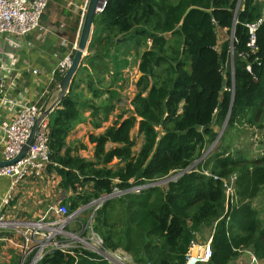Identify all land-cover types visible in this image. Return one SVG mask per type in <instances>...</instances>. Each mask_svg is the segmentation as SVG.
Here are the masks:
<instances>
[{
  "label": "trees",
  "instance_id": "1",
  "mask_svg": "<svg viewBox=\"0 0 264 264\" xmlns=\"http://www.w3.org/2000/svg\"><path fill=\"white\" fill-rule=\"evenodd\" d=\"M218 31L227 34L220 45ZM140 48L132 111L102 134L88 135L92 159L79 156L77 146L66 143L68 135L88 118L94 129L108 120L130 63L126 56ZM226 119L213 151L188 169ZM237 125L256 128L264 141L262 0H108L93 20L87 54L68 92L48 117L50 163L43 174L56 177L55 191L66 196L59 205L68 214L122 191L101 203L92 229L106 251L120 249L134 264H184L203 227L211 229L212 256L198 264H233L243 250L264 261V219L253 206L264 196V147L251 160L241 151L231 154L224 136ZM134 128L143 137L135 154ZM107 143L117 146L106 150ZM186 169L164 186L129 191ZM233 176L226 204L223 180ZM70 253L53 251L36 264H107L80 248Z\"/></svg>",
  "mask_w": 264,
  "mask_h": 264
},
{
  "label": "built area",
  "instance_id": "2",
  "mask_svg": "<svg viewBox=\"0 0 264 264\" xmlns=\"http://www.w3.org/2000/svg\"><path fill=\"white\" fill-rule=\"evenodd\" d=\"M107 2L108 0H100L99 6L95 10L96 16L103 12ZM88 3L89 0H80V18L76 42L73 44L71 50L57 61L50 74V82H53L55 85H58L56 77L63 76L71 64ZM262 3L264 6V0H262ZM48 4L49 0H0V36L9 35L15 38H23L31 33H38L39 35L46 33L47 31L42 27L41 20ZM71 5L76 6V3L70 0L68 6ZM255 28L256 25L249 26L251 32H253ZM146 43L150 46L151 40L147 39ZM60 44L61 46L67 47V42L64 37L61 38ZM249 46L254 49L253 41L250 42ZM20 49L21 44L16 43L12 45V50L7 52L6 57L0 55V104L3 107H15L13 115H7L0 120V161L2 162L14 159L21 151L41 110L39 103H16L14 100L7 97L10 88V86L7 85V81L11 73L16 71V52ZM247 70L250 71V68L247 67ZM32 73L36 74V71H32ZM124 74V79L120 80L116 86L117 92L119 93V100L115 105V111L120 113L124 110H132L131 101L135 91V85L128 81V77L131 79L130 73L127 71L124 72ZM47 127L48 116L40 120L34 133L32 143L28 147L25 155L13 164L0 167V177L7 178L10 181V189L0 201V210L8 205L12 191L18 184L28 177L41 178L45 171V167L50 163ZM136 148L137 146L133 149ZM178 174L181 176V173ZM234 179L235 177L233 176L227 180H223L226 204L232 201L233 198ZM145 187L146 186H137L131 188L129 191L138 193ZM121 194H123L122 191L115 190L110 195H105L92 201L88 204V208H80L73 214H68L66 206L58 204L49 208V210L46 211V215L39 221L7 220L0 214V233L2 231L11 230L19 234V249L21 250V261L19 264H24L30 257L31 259L28 264H36L41 261L45 255L53 251L70 253L72 248H80L84 251L94 253L109 263L110 261L118 263L120 258L117 256L116 252H120V250L114 252L106 251L103 248L102 238L92 229V222L94 212L104 200L117 197ZM85 209H89L92 212L90 224L86 226L79 235L75 236L68 232L66 228L69 220L79 213L81 214V212H84ZM50 211L53 212L56 220L45 219ZM72 239L75 240L76 245H73L74 243L71 242ZM240 253L248 257V261L245 264H264V261L254 256L251 251L243 250L240 251ZM211 256L212 249L210 237L203 243H191L185 255L184 264L206 263L210 260Z\"/></svg>",
  "mask_w": 264,
  "mask_h": 264
},
{
  "label": "crops",
  "instance_id": "3",
  "mask_svg": "<svg viewBox=\"0 0 264 264\" xmlns=\"http://www.w3.org/2000/svg\"><path fill=\"white\" fill-rule=\"evenodd\" d=\"M175 1V0H173ZM51 0H49L50 4ZM75 2V1H73ZM48 4V6H49ZM68 6V4H67ZM74 7L73 5L65 7V12L68 14L70 12L68 8ZM48 11V7L44 13L46 14L45 24H41L45 29H49L44 34L31 33L26 35L23 38H15L9 35L0 36V55L4 57L7 56V52L12 50V45L16 43L21 44V49L16 52L17 60L16 71L11 73L7 81V85L10 86L9 91L7 93V97L14 102L24 103H39V107L41 108L45 103L46 109L49 108L56 98L58 97L57 85L50 82V74L57 63V61L65 55L68 51L71 50L73 44L76 42L77 38V29L78 23L74 22L73 29H62L59 30L53 29V23L57 19H53L56 17L55 14L51 15ZM73 12V11H72ZM43 15V16H44ZM43 18V17H42ZM50 28L55 32H50ZM64 37L67 42V47L61 46L60 40ZM166 38H170V34L166 35ZM11 41V42H10ZM10 42V43H9ZM129 47H132V42H128ZM144 51L143 48L138 50V54L133 50H130L129 54L126 56V59L132 60L134 58L136 60L135 66H133L130 70L138 71V59L141 53ZM136 54V55H135ZM125 57V56H124ZM32 71H36V74H33ZM125 72L124 70H122ZM129 71V70H128ZM131 72V71H129ZM139 74V72H138ZM106 81L108 80V76H105ZM85 97H90L84 90L83 92ZM54 109V108H53ZM15 107L7 106L3 107L0 104V120L6 117L7 115L14 114ZM53 111V110H52ZM120 112L114 111L109 116L108 120L102 124V126L98 129L92 128L90 124L89 118L86 122L81 123L75 127L74 130L70 132L66 139V143L68 145H79V142L83 143L86 146V149L79 148L78 155L84 157L86 159H92L93 156V144L88 142V135H99L102 134L105 129L111 126L114 121H117V117L120 115ZM88 112L85 113L87 117ZM123 118L127 116V114H123ZM49 117V116H48ZM116 144L107 143L105 145L106 150L110 148L116 147ZM141 146V145H140ZM1 160V157H0ZM2 162V161H0ZM42 178V177H41ZM28 179V178H27ZM10 181L7 178L0 177V201L6 195V193L10 189ZM16 188L13 189L12 193L16 192ZM35 183H31L30 188H28L27 193H31L29 195V199L36 200L37 203L40 202L38 191H34ZM19 204V203H18ZM18 204H9L8 206L2 208L0 210V214L7 220H16L15 216L12 214ZM15 205V206H13ZM12 206V207H11ZM25 212H28V215L32 216L31 219L19 218L17 221H34L35 215L32 212V208L30 210L23 209ZM41 211V210H40ZM46 215V212H41ZM40 213V214H41ZM43 218V217H42ZM20 238L19 234L14 231H2L0 233V264H19L21 261V252L19 249Z\"/></svg>",
  "mask_w": 264,
  "mask_h": 264
},
{
  "label": "rangeland",
  "instance_id": "4",
  "mask_svg": "<svg viewBox=\"0 0 264 264\" xmlns=\"http://www.w3.org/2000/svg\"><path fill=\"white\" fill-rule=\"evenodd\" d=\"M69 1L70 0H51L48 6L47 13L49 12L51 15L53 14L56 15V17L53 18V19H57L53 23L54 25L52 27L53 29L58 28L59 30L62 31V29L65 28L66 30L68 27V29L71 30L74 27V22L75 21L77 23L79 22L80 0H72V1H75L74 3H76V6L72 8H68L70 12H68L67 14L65 12V9H66L65 7H68L67 4ZM45 22H46L45 19H43L42 23L45 24ZM43 28L45 29V27ZM52 28H50L51 33L55 32V30L53 31ZM46 31H49V29H46ZM217 37H218V44L220 45L221 41H223L224 39H227V34L224 31H218ZM178 39L182 42V37L178 36ZM129 62H130L129 66L126 69H124V71L125 72H127L128 70L131 71V72L128 71L131 75V79L128 77V81L135 85L140 77V74H138L139 71H136L134 69L130 70L133 66H135L136 60L132 58V60H129ZM231 64H233L232 54L230 56V66ZM124 75L125 74L122 71L120 80L124 79ZM134 90H135L134 91V95H135L136 87L134 88ZM131 111L124 110L122 112L127 113V115H129L130 114L129 112ZM216 132L220 134L221 128H216ZM223 133L224 131L222 132V134ZM131 138L133 139L135 146H137L136 149H133V153L135 154L136 152H138L140 145L143 142V137L137 133V128H134L131 132ZM215 145L216 144H214L212 147V144H211L206 149H204L201 156L197 160H195V162L192 164L194 165L193 168H195L199 162H201L209 153L213 151ZM224 146H228V151L231 154H233L236 151H241L244 153V155L248 159L251 160V159H255L259 157L264 147V141L261 140L260 135L258 134L256 128H250L247 125H237L233 130L229 131L227 135L224 136ZM77 148L86 149V146L83 143L79 142V145H77ZM210 148L211 150L209 151V153L205 155V153ZM113 163H116V161H113ZM41 177L42 178L40 177H34V178L28 177V179L26 178L24 181L18 184V186L15 189L16 192L11 194V198L8 202V205L19 203L18 206L16 207L18 208V210H15L14 213H12L15 216L16 220H18L19 218H24V217L26 219H31L32 216L28 215V212L27 211L25 212L23 209L26 208V210H30V208H32L33 209L32 212L35 215L34 221H39L43 217V214L41 212L48 211L49 208L58 205L66 197L63 193L55 191L56 177H49L46 174H43ZM171 177H173V175ZM31 183L32 184L35 183L36 189H34V191H38L39 193L37 194L39 195V198H40L39 203H37L36 200L34 201V200L29 199V195H31V193H27L28 192L27 189L30 188ZM164 185H160V186H164ZM253 206L257 210H260V211L262 210L260 212V217L263 220L264 219V196H259L258 198H256L253 201ZM83 207H80V208H83ZM89 209H85L84 212H81V214L79 213L80 215L78 214L77 216L69 220L66 230L74 234L75 236L79 235L84 230V228L90 224V216L92 212ZM45 219L46 220H56L52 211L48 213ZM210 234H211V229L209 227H203L202 229L199 230V233L197 234L196 242L203 243L207 241L211 237ZM71 242L74 243L73 245H76L74 239H72ZM116 253H117V256L120 258L118 263H115L112 261H110L109 263L105 260L103 261L106 262L107 264H134L130 255L124 253L122 250ZM247 261H248L247 255L242 254L236 259V261H234L233 264H245ZM25 264H28V263H25Z\"/></svg>",
  "mask_w": 264,
  "mask_h": 264
},
{
  "label": "water",
  "instance_id": "5",
  "mask_svg": "<svg viewBox=\"0 0 264 264\" xmlns=\"http://www.w3.org/2000/svg\"><path fill=\"white\" fill-rule=\"evenodd\" d=\"M99 2H100V0H89L88 6L86 8V12H85V15H84V18H83V23H82V27H81L80 34H79L77 47H76V50H75V52L73 54L71 64H70L69 68L67 69V71L65 72V74L61 77V79H60V81L58 82V85H57L58 97L56 98L54 103L49 108L45 109L47 103H45L41 107L40 115L35 120V122L33 124V127H32V129L30 131V134L28 136V139H27L26 143L24 144V146L22 147L21 151L17 154V156L14 159H12L10 161H6V162H0V167L13 164V163L17 162L19 159H21L25 155V153L28 150V147L32 143V140H33V137H34V133H35L37 127H38V124H39L40 120H42L44 117L49 116L51 114L53 108L59 102L60 98L63 97L68 92V89H69L70 83L72 81V78L75 75V73H76L77 69L79 68V66L81 65V63L83 61V58L87 54V47H88V44H89V41H90V37H91V33H92V23H93V20H94V18L96 16L95 15V10L99 6ZM231 67H233V64H231ZM139 74L141 76V73H139ZM232 93H233V88H232ZM226 123H227V119H226L224 125L221 127V133L217 135L216 140L212 143V147H213L214 144L217 143L220 135L222 134V132L224 131V129L226 127ZM211 148L208 149V151L205 153V155L209 153ZM202 159H203V157H202ZM193 166L194 165H191L188 169L193 168ZM188 169L180 172L181 175H183L185 172H187ZM179 175L180 174H175V175H173V177H170L169 179L166 178V179L159 180L153 185H147L145 188L154 187V186H160V185L167 184L168 182L175 181L173 179H176ZM84 208H88V205L84 206Z\"/></svg>",
  "mask_w": 264,
  "mask_h": 264
}]
</instances>
